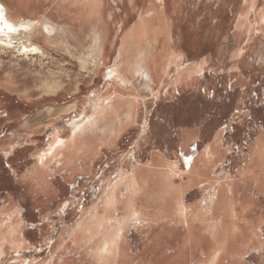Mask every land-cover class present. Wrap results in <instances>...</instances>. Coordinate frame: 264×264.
I'll list each match as a JSON object with an SVG mask.
<instances>
[{
  "label": "rangeland",
  "instance_id": "obj_1",
  "mask_svg": "<svg viewBox=\"0 0 264 264\" xmlns=\"http://www.w3.org/2000/svg\"><path fill=\"white\" fill-rule=\"evenodd\" d=\"M127 1L135 4L134 7L129 8ZM151 1L106 0L105 10L112 14V35L106 61L108 67L113 65L117 57L121 37L137 23L143 13L150 12L148 7L151 5ZM161 2L162 11L169 20L172 50L182 58L181 63L184 65L205 64L207 77L215 72L227 76L230 72L238 73L239 71L241 74L245 72L246 76L244 77H248L246 72L249 68L254 65L264 67V0H162ZM52 8L53 3L51 2L41 10L42 15L49 14ZM9 20L13 22L10 18ZM121 21L124 23L122 24ZM113 23H117V25L115 26ZM241 23L245 25L242 27L244 32L239 30ZM74 24L80 29L77 22ZM42 29L41 26L36 29L26 28V31H21L18 35L19 38L32 35L31 39L41 48L43 54L32 53L28 58L22 55L24 47L30 46L27 42L20 41L19 50L21 52H18L17 48L4 50L0 37V264H86V262L89 264L92 257L97 258L94 255L98 249V243L104 239L107 233L117 231L119 226L117 221L121 218H127L124 236L126 254L132 259L130 264H158V262L166 264L168 257L179 253L181 238L188 230V224L183 222V219L188 217L191 226L193 224L197 226L195 230L205 232L206 225H201L200 220L195 219V215L201 211L204 213V217L211 218L213 207L217 203L220 193L223 192L226 198H232L231 195L236 198L243 195L249 197L248 195L253 193L255 201L251 200L253 204H249L248 207L256 209V211L249 210L248 217L255 224L252 226L253 232L255 230L258 234L259 229L263 231L264 192L258 188L262 182L263 172L261 170L251 172L254 174L247 185L243 181V177L253 168L259 144L264 143V138L261 135L257 140L254 137L249 140V146H255V153H244L246 148L241 143L240 154L231 155L228 159L223 158L221 164L220 160L211 166L209 164L208 167H210L205 176L208 182L193 186L189 190L184 212L177 211L175 216H167L171 221L165 216L169 220L168 224H165L164 221L163 224L159 223V218H154L149 214L138 218H128L127 211L121 205L118 208H113L111 212H108V216L104 217V204L102 203H104V190L108 185L99 187L96 199L89 204L86 202L85 206L80 204L81 207H79L78 201L74 203L72 197L73 179H69V173L61 170L62 167H58L61 165H59L61 156H56L52 152L60 150L57 149L56 143H69L80 133L76 125L82 122L85 115H91L92 99L95 100L97 94L109 87L110 82L106 81L107 70L102 66L94 67L89 62L85 64L81 62V58L87 57L85 56L87 51H79L77 41L70 42L68 51L61 45L60 28L53 37L50 36L52 33ZM90 33L91 28L86 26L80 34L87 37ZM12 41L14 46H18L15 40ZM31 48L34 49L33 46ZM138 80L149 85L142 78ZM140 85L144 91L148 90L143 84ZM199 85L194 83L188 88L181 87L180 89L182 94L185 93L186 103L184 106L189 107L190 105L191 119L185 123L183 116L179 115L181 121L180 119L174 120V124L175 126L185 125L192 130L187 144L193 142L198 136V129L207 124L200 118L204 102L201 99L196 101L195 98ZM135 87L136 84L132 87L133 90ZM170 91L173 93V88H170ZM144 95H149L150 106L155 98L147 93ZM71 106H75V109L66 112L65 110ZM146 108L144 105L141 106L138 121L130 127V132L119 143L117 149L122 148L128 153L132 151L133 145L140 137L142 118ZM178 111H180V106H177ZM85 133L77 138H83ZM171 138L173 156L176 157L179 148H181L180 145H184L179 142L180 140L178 141L176 136H171ZM208 140L210 139L203 140L204 144ZM40 157H49L51 163L58 165L57 168L50 169L49 175L52 176L50 188L45 179L46 176L43 178L46 169L44 168L42 172L38 169V178H42L39 184L40 189L42 191L50 190L46 193L49 196L45 195L48 199H44V195L37 197L34 192L28 195V198H24L23 190L28 191L31 187L22 186L15 181L23 179L27 170L34 168L36 164L39 167ZM148 157V154L145 155L143 163L149 160ZM117 159L118 155L116 154L113 161ZM77 163L79 161L76 162V166ZM128 163V168L131 171L133 156L130 157V160L128 159ZM47 164L48 162L45 164L46 167ZM13 170L15 174H12ZM112 170L114 174V168ZM65 179L69 181L67 182ZM175 181L178 184L181 182L180 178ZM217 182L220 183L217 184ZM233 184L236 185L234 192L231 191ZM190 185L194 184L190 183ZM115 187L118 188V186ZM56 193L63 201L55 202L57 200L55 199ZM141 194L142 192H135V189L130 187L128 192L123 193L125 199L119 198L122 194L116 196L121 202L127 199L124 203L129 200L131 204L134 201L144 212L153 211L154 208L143 201L148 202L146 196H141ZM140 196L142 200H139ZM258 196L262 198L263 202L257 200ZM51 198L53 199L51 200ZM62 205L65 209L64 216L58 214ZM38 210L39 213L36 212ZM12 211L24 212V219L23 216L21 219V215L19 218V213H12ZM91 211L93 213L90 216ZM253 212H257L255 217H252ZM19 222L21 227L25 229L28 227L26 242L31 244L30 250H26L28 245L23 249L9 247L7 250L3 248L7 245L1 243L2 238L13 229L18 233L16 228L19 226ZM175 223H177L178 230L173 236L169 233L158 238L160 242H163H161L162 251L156 254V257L151 249V236L158 231L161 232L166 225L171 228ZM230 229L229 233L237 237L236 227ZM39 230L40 232H38ZM204 235L206 237L204 246L193 245L190 250H186V255L181 257L178 264H209L214 247L211 242L209 243L208 234ZM235 239L240 240L241 238ZM22 240L25 243L24 238ZM240 241L238 244L241 243ZM39 242L44 243L40 248L37 245ZM243 255L235 262L229 261L228 258L222 259L221 264L253 263L250 257L244 259ZM260 257H264V249L258 258Z\"/></svg>",
  "mask_w": 264,
  "mask_h": 264
},
{
  "label": "crops",
  "instance_id": "obj_2",
  "mask_svg": "<svg viewBox=\"0 0 264 264\" xmlns=\"http://www.w3.org/2000/svg\"><path fill=\"white\" fill-rule=\"evenodd\" d=\"M18 1L19 0H0V4L6 10L9 18L13 21H16V23L22 20H34L38 21L40 25L57 27L61 26L62 24H66L67 26H76L75 29L77 28V25L74 24V22L69 21L70 16L78 12L80 9L87 10L86 8L90 1L92 3L94 2V0H23V6H20ZM51 2L53 3L51 12L47 15H42L41 10ZM77 23L80 25L78 33H82L86 26L91 28V33L87 37H82V40L85 42L88 40L94 41L96 34L94 33V29L91 26L92 23L84 20L81 22L77 21ZM240 26L241 27H239V30L244 32L245 30L242 27H245V25H242L241 23ZM55 30L56 32L58 31V29ZM170 50L174 52L172 50V44L170 46ZM188 65L183 64L179 68L187 69ZM202 66V71L198 73L195 81L193 82L187 81L186 77L184 76L178 82L172 81V76L174 75L176 69L174 67H171V72L173 74L170 73L169 75H165L164 83H154L149 86L142 80L132 78L126 95L130 97L131 100H136L139 102V107L137 108L135 115L136 119L134 118L133 120L134 122L129 126L126 125V128L118 134L114 144L107 143V131L106 133L104 132V134H101V132L94 134L86 132L85 134L87 136H84L83 138L85 139L89 137L88 140L92 139L91 147L93 150L82 153L78 152L76 154L77 156L75 155L73 158V160H76L70 165L66 164L65 160L63 159V153L59 152L58 150H55L52 153L56 156H61V160H59V165L61 164L60 166L51 163V158L49 159V157H46L49 159H47V161L46 158L41 157L44 160V168L46 170H44L40 158L39 167H37L38 164H36L34 168L27 170L25 173L26 176L24 175L23 179L20 178L15 181L17 184H21L22 186L31 187L28 189V191H26V189L23 190L24 198H28V195H31L34 192L37 197L44 195V199H48V197H45V195L49 196L46 193L50 192V190L48 189L46 191H42L40 189L39 184L42 178H38V169L41 172L43 170L45 171L44 177L46 176L45 179L47 180L50 188V182L52 180V176L49 175L50 169L57 168L56 166H58L59 168H63L61 170L69 173V179H73L72 197L74 203L78 201L79 207H81L80 204L85 206L86 202L89 204L91 201L95 200L97 192L100 189L99 187H103L105 185L108 186L107 189L105 188L104 190V202L107 198L106 193L110 192L113 185L118 186V188L115 187L117 189L116 195L118 196L119 194H122V196L119 197L122 200L125 199L123 193L128 192L130 187H133L135 192H141L140 190L143 189L141 184L146 185L147 183L145 184L142 181L140 182L135 180L138 178L137 175L142 172H146L148 178L150 179L148 185H153L154 182L158 183L157 178L160 176H163L162 178H165V180H167L170 185H183L182 201L185 204L187 202L186 196L189 194V190L193 186H199L200 184L203 185V183L208 182L206 180L191 186L190 179L188 178L197 160L210 153V150L207 148H215V153H217V157L210 164V166L216 163L218 160H220L221 164L223 158L228 159L231 155H236L237 153L240 154V151H242L240 147L241 143L242 146L246 148V150L243 151L244 153H255V146H249V140H251L253 137L257 140L260 135L262 138H264V67L261 65H254L253 67L249 68L248 72H246L248 77H244L246 76L245 72L241 74L240 71L238 73L230 72L227 76H225V74L219 75L220 73L215 72L212 73L210 77H207V73L205 72V64ZM194 83L200 84L196 90L195 98L196 101L201 99L204 102V107L202 106L201 109L202 116L200 118L207 124L199 128L196 139L193 142L187 144V139L190 138V133H192V130L188 129L185 125L175 126L174 120H179L180 118L178 116L182 115L185 123L186 121H190L191 108L190 105L189 107L184 106V103H186L184 100L185 93L182 94L180 89L181 87L188 88ZM135 84L136 87L133 90L132 87ZM140 84H143V86L148 90L144 91ZM170 88H173V93H171ZM144 93L150 94L152 98H155V100L150 103V106L148 103L149 95L145 96ZM142 96H144V99H142ZM142 105H144L145 108L149 106V108H146V112L142 118L143 121L141 130L139 129V139L136 140V143L133 145L132 151L130 153L125 152V150H122V148L119 147V149H117L119 143H121L130 132V127H132V124L134 125L135 121H138L141 111L140 108ZM177 106H180V111L178 112ZM260 130L263 132H259ZM77 136H79V134ZM171 136H176L178 141L180 140L179 142L184 145H180L181 148H179L176 157L173 156V147L170 143L172 141ZM208 138L210 140L204 144L203 140H207ZM149 149L151 150L148 151ZM116 154L118 155V159L113 161ZM147 154L149 155V160L146 163H143L144 157ZM200 154L202 155L200 156ZM131 156H133V163L130 171L128 168V159L130 160ZM45 161L46 163L48 162L47 167L45 165ZM77 161H79V163H77L76 166ZM254 166L255 164L253 165L252 170L248 171L250 172V177L254 174L251 172L261 170V172H263L261 185H264V168H255ZM209 167H207V170ZM113 168L115 170L114 174L112 170ZM77 170L78 172H76ZM13 173L15 174L14 170L12 174ZM246 175H248V173ZM177 178H180L181 182L179 184L175 181ZM65 180H67V182L69 181L68 179ZM65 180H63L64 183ZM249 181L250 180H246L244 178L246 185ZM218 183L220 182H217V184ZM69 186L71 187V185ZM156 189V191L160 190L159 186H157ZM145 192L148 193V191ZM262 192H264V190ZM56 196L57 197L55 199L57 200H55V202L63 201V199H60V195L57 193ZM248 196L251 200L255 201L253 197L255 195L253 193L249 194ZM240 197L241 196H239V198ZM119 198L118 201L120 200ZM52 199L53 198H51V200ZM257 200L263 202L262 198L259 196L257 197ZM143 201L145 204L147 203V201ZM124 202L119 201L116 203L117 206H110L109 212H111L113 208H118L119 205L123 206L122 203ZM105 207L106 206L104 204V208ZM64 211V205H62L58 211V214L60 213L64 216ZM36 212L39 213V210ZM103 212L106 213L104 209ZM12 213H19V218L21 215V219L22 216L24 219V212L21 213L18 211H12ZM92 213L93 211H91L90 216ZM256 214L257 212H253L252 217H255ZM16 229L18 230V233H20L21 238H24L25 243L21 247H17L15 249H23L28 245L26 250H30L31 244L26 242V230H28V227L27 229L21 227V223L19 222V226H17ZM30 229L35 230L34 228ZM38 232H40V230ZM257 235L260 239L255 238V244L252 243L248 248L246 247V253L242 255L245 257L244 259L250 257L251 261L253 262L252 264H264V257L258 258L261 251L264 249V229L263 231L259 229V233ZM249 240L250 239H248V241ZM37 245L40 248L44 245V243L39 242ZM212 258L213 257H210V259ZM227 258L229 261L233 262L239 259V257L232 258L230 256Z\"/></svg>",
  "mask_w": 264,
  "mask_h": 264
},
{
  "label": "bare ground",
  "instance_id": "obj_3",
  "mask_svg": "<svg viewBox=\"0 0 264 264\" xmlns=\"http://www.w3.org/2000/svg\"><path fill=\"white\" fill-rule=\"evenodd\" d=\"M161 1L162 0H152L150 3L151 5L148 7V9H150V12L143 13V15H141L138 19L137 23H135V25L129 31L123 34V36L121 37L117 57L113 65L110 67L106 65V61L108 58L107 52L109 50V43L112 35V14H109L111 12L107 13V11L105 10L107 5L106 1L94 0L93 3L90 1L86 8L87 10L80 9L81 11L79 10L78 12L70 16V22H81L82 20H84L92 23L91 26L94 29L96 37L94 41L88 40L86 42L82 40L83 36L78 33V27L75 29L76 26H67L66 24H62L61 26L57 27L40 25L38 21L34 20H22L18 23H16V21L12 22L9 20L6 10L0 4V37L2 38L1 43L4 47V50H15L17 48L18 52H21L19 50V45L20 41L24 40L28 43V45L34 47V49L30 46L24 47L22 55L27 56L26 58H28V56L32 53H36L37 55L43 54L40 50L41 48L38 47V45L35 44L34 40L31 39V37H33L32 35H25L24 38L18 37L19 33L21 31H24L26 28L36 29V27L40 28V26L46 31L52 33V35H50L51 37H53L57 33L55 29L60 28V32L62 33L61 45L68 51L71 42L70 40L77 41V43L79 44L78 50L80 49L79 51H87V54L85 55L87 57L81 58V62H83L84 64L89 62L94 67L102 66L103 69H106L107 71L105 79L108 83L110 82L109 85L111 86V88L110 86L106 87V89L96 95L97 97L95 98V100L92 99L93 105L90 108L91 115H85L82 122L76 125V128L80 132L79 136L84 132L93 134L101 132V134H104V132L106 133L107 131V143L114 144L118 137V134L126 128V125L129 126L134 122L133 120L135 118L137 108L139 107V102H137L136 100H131L130 97L126 95L132 78H142L143 80L148 82L149 86L154 83H164L165 75H169L170 73L173 74L171 72V67L174 66V68L176 69L174 75L172 76V81L178 82L184 76L186 77L187 81L193 82L195 81L198 73L203 69V64H190L188 65L187 69L179 68L183 64L181 63L182 58L175 52H172L170 50V25L168 18L162 11L163 6ZM18 2L20 6H23V0H19ZM127 2L129 4V8L134 7L135 4H132V2L130 1ZM123 23L124 22H122V24ZM113 24L115 26L117 25V23ZM161 38L163 41L161 40ZM12 40H15L18 43V46H14ZM88 44L90 45L87 46ZM112 86L114 87V89ZM54 91H56V89H54ZM73 109H75V106L68 107L65 111L70 112ZM85 136L87 135L85 134ZM76 137L77 136H75L73 140H71V142L66 144L56 143V145L58 146L57 149H60L58 151L63 153V159L65 160L67 165L72 164V162L76 160H73V158L78 152L82 153L85 151L89 152V150H93L91 147L92 139H90V141L88 140L89 137L85 139H79ZM263 144V142L259 144V151L254 163L255 168H264ZM207 149L210 150V153L206 154L205 157L197 160L193 170L188 177L190 179V183L196 184V182L198 183L203 182V180H207L205 177L207 167L217 157L215 148L211 149L209 147ZM41 164L44 168V160L42 158ZM249 173L250 172H248V175L243 177V179L245 178L246 180H251ZM137 176L138 178L135 181H142L145 184L147 183L146 185L141 184V187L144 190L142 189L140 191L144 196H146V198L148 199L147 203H149V205L152 206L154 210L151 212H144L142 211V208L138 206L139 204H136L133 201L131 205L130 201L128 200L123 204L124 210L127 211V214L129 216L128 218H138L140 216L149 214L154 218H159V223L163 224L164 222H166L165 224H168L169 220L167 218L170 217L169 215H174L177 211L184 212L185 204L182 201L183 185H170L169 182L165 180V178H162L163 176L157 178L158 183L154 182L153 185H148L150 179L148 178L146 172H142ZM157 186H159L160 188V190L158 191H156ZM235 186L236 185L234 184L231 185L232 192H234ZM258 188L262 192L264 190V185H260V187ZM145 191H148V193H146ZM116 193L117 189L114 186L113 188H111L110 192L106 194L107 198L105 202L102 203L106 206L105 208H103L106 212L103 213L104 217L108 216L110 206H117L116 203H118L119 201L117 199ZM141 196L139 200H141ZM224 196V192L220 193L219 198L216 201L217 203L213 207V214L211 218L204 217V213L201 211L197 212L196 215L194 214L195 219L197 220L198 218L200 220L199 222H201V225H206V233L195 230L197 226L194 224L191 226V221H189L188 217L183 219V222H186L188 224V230L187 232L185 231V234L181 238L182 240L179 253L172 257H168L169 259L166 264H178V261L181 259V257L186 255V250H190L193 245L204 246V241L206 239L204 234H208L209 243L211 242V245H213L214 247V252L210 256L213 258L209 261V264H220L221 259L227 258L229 256L232 258L240 257L242 254H244L246 247L248 248L252 243L255 244V238H259V236L255 232H253L252 226L255 225L248 217L249 210L256 211V209L248 207L249 204H253L251 199L247 198L244 195L240 198H236L234 195H231L232 198H226ZM165 216L169 217L166 218ZM126 219L127 218L119 219L117 221L119 224L117 231H111L110 234L107 233L104 239H102L101 242L98 243V249L96 250L94 255L97 258L92 257L89 264L131 263L132 259H130V257L126 254V243L124 236V227L127 223ZM176 224L177 223H175L171 228L166 225L161 232L158 231L156 232V234H153L151 236V249H153V254L156 255L162 251L161 242L163 241L160 242L158 238H160L161 235L165 236L169 233L173 236L178 230L176 228ZM231 227H236L238 234L237 237L241 238V241L237 239L241 242L240 244H238V241L235 239L237 237L229 233ZM168 228H170V230H168ZM248 239L250 240L248 241ZM1 243H3L5 246L7 245L6 247H3L5 249L9 247L17 248L24 245V241L22 240L20 233H17L14 229L9 232L7 236L2 238ZM158 264L160 263L158 262Z\"/></svg>",
  "mask_w": 264,
  "mask_h": 264
}]
</instances>
